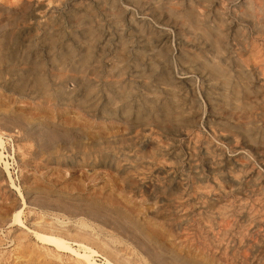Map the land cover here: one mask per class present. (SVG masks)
Returning a JSON list of instances; mask_svg holds the SVG:
<instances>
[{"label":"rangeland","instance_id":"1","mask_svg":"<svg viewBox=\"0 0 264 264\" xmlns=\"http://www.w3.org/2000/svg\"><path fill=\"white\" fill-rule=\"evenodd\" d=\"M47 2L48 8L37 7ZM263 4L0 0V133L26 202L22 206L9 190L6 195L0 176V251L9 255L0 264L72 262L19 257L10 240L23 228L12 223V205L25 208L28 225L37 213L55 210L66 219L58 229L96 238L125 264H144L142 258L151 264H264V109L253 101L264 95ZM168 10L175 17L191 13L196 23L199 18L218 52L189 27L158 29ZM212 61L227 69L229 84L211 75ZM205 147L224 155L218 179ZM233 173L241 179L239 191ZM101 201L112 206L104 211ZM243 211L258 217L245 218ZM84 218L103 226L78 227Z\"/></svg>","mask_w":264,"mask_h":264},{"label":"bare ground","instance_id":"2","mask_svg":"<svg viewBox=\"0 0 264 264\" xmlns=\"http://www.w3.org/2000/svg\"><path fill=\"white\" fill-rule=\"evenodd\" d=\"M44 1V0H43ZM61 1V0H59ZM204 1V0H203ZM57 2V1H56ZM122 3V1H121ZM175 3V2H174ZM208 3V2H207ZM56 4V3H55ZM60 4V3H59ZM93 4V3H92ZM120 4V3H119ZM123 4H125L123 2ZM202 4V3H201ZM58 5V4H57ZM62 5V4H61ZM49 4L47 3H43L40 6H37L40 8H48ZM129 6V5H128ZM133 7V6H131ZM86 8V7H85ZM110 8V7H109ZM160 8V7H159ZM264 9V4L263 7ZM39 9H35V14L38 13ZM89 9V8H88ZM127 9V6H126ZM42 10V9H41ZM133 10V9H132ZM161 10V9H160ZM149 11V10H148ZM262 11V10H261ZM34 12V11H32ZM56 12V11H54ZM53 12V13H54ZM134 12V11H133ZM150 12V11H149ZM158 12V11H157ZM152 13V12H151ZM154 13V12H153ZM160 13V12H159ZM169 13V17L167 20H162V19H158V29L160 30H166V27L170 25L173 26H180V27H189L191 29H193L194 31L198 32L201 34V36L210 44L211 47H213L212 49L216 50V52H218V41H215L213 39L212 36V32L210 30H208L206 27H204L203 25L197 24L200 22V19L197 18L195 22V20H193V15L190 13L187 16H177L175 17V15L171 14V10H168ZM126 14V13H125ZM137 14V13H136ZM138 15V14H137ZM232 15V14H231ZM149 16V15H148ZM170 16H174L175 18H172ZM30 17V16H29ZM235 17V16H234ZM40 18V17H39ZM43 18V17H42ZM138 18V17H137ZM151 18V17H150ZM160 18V17H159ZM222 18V17H221ZM246 19V18H245ZM152 20V19H151ZM234 20V19H233ZM237 20V19H236ZM262 20V19H261ZM154 21V20H153ZM207 22V21H206ZM232 22V21H231ZM242 22V21H240ZM244 23V21H243ZM246 23V22H245ZM156 24V23H155ZM157 25V24H156ZM232 25V24H231ZM81 26V25H80ZM127 27V26H126ZM168 27V28H169ZM173 30V29H172ZM181 30V29H180ZM146 32V31H145ZM153 33V32H152ZM155 33V32H154ZM52 36L51 33H48ZM172 34H174L172 32ZM251 34V33H250ZM216 35V34H215ZM242 35V34H241ZM107 36V35H106ZM173 36V35H172ZM230 36V34H229ZM263 36V35H262ZM261 36V37H262ZM109 37V36H108ZM135 37V36H134ZM176 37V36H175ZM249 37V36H248ZM252 37V36H251ZM171 41V40H170ZM253 41V40H252ZM255 42V41H254ZM174 44V43H173ZM176 44V43H175ZM241 44V43H240ZM262 45V44H261ZM241 46V45H240ZM263 47V46H262ZM248 48V47H247ZM14 49V48H13ZM163 49V48H162ZM24 50V49H23ZM196 50V49H194ZM255 51V50H254ZM207 55V54H206ZM64 56V54H63ZM4 57V56H2ZM1 57V58H2ZM70 58V57H69ZM203 58V57H202ZM201 58V59H202ZM200 59V58H199ZM22 60V59H21ZM174 60V58H173ZM1 61V60H0ZM240 61V60H239ZM63 62V61H62ZM227 63V62H226ZM114 64V63H113ZM209 69H210V73L213 76H216V78L220 79L224 84H229L230 80H229V75H228V71L226 68H224L220 63H217L216 61H212L210 63L207 64ZM252 65V64H251ZM23 67V66H21ZM174 67H176L174 65ZM32 69V68H31ZM99 69V68H98ZM177 69V68H176ZM175 69V70H176ZM113 71V70H112ZM18 72V71H17ZM70 72V71H69ZM176 72V71H175ZM174 72V73H175ZM192 73V72H191ZM79 74V73H77ZM190 74V73H189ZM196 74V73H195ZM30 74H28L29 76ZM177 75V73H176ZM180 75V74H178ZM197 76V75H196ZM179 77V76H178ZM239 77L240 79L247 83V80L245 79V77L242 76V74L239 72ZM117 78V77H116ZM26 80V79H25ZM163 81V80H162ZM197 81V80H196ZM131 82V81H130ZM36 83L38 85V87L45 88L47 81L45 80V78L37 75L36 76ZM116 84V83H115ZM236 84V83H234ZM139 85V84H138ZM196 85V84H195ZM32 86V85H31ZM237 86V85H236ZM248 86V85H247ZM249 87V86H248ZM35 88V87H34ZM168 88V87H167ZM225 88V87H224ZM258 88V87H257ZM87 89V88H86ZM196 89V87H195ZM91 90V89H90ZM175 90V89H174ZM198 90V89H197ZM217 90V89H216ZM238 88L235 89L234 87L232 88V92L236 95L238 92ZM132 92V91H131ZM130 94V93H129ZM132 94V93H131ZM154 94V93H153ZM172 94V93H171ZM99 95V94H98ZM103 95V94H102ZM86 96V94H85ZM125 96V95H124ZM256 96V95H255ZM123 97V96H122ZM98 98V96L96 97ZM237 98V97H236ZM127 99V98H126ZM247 99V98H246ZM125 100V99H124ZM100 101V100H99ZM254 103L260 104L263 109H264V95H260V96H256L255 99L253 100ZM151 103V102H150ZM253 103V102H252ZM237 104V103H236ZM247 104V103H246ZM254 107V106H253ZM149 108V107H148ZM246 108V107H245ZM202 111V110H201ZM206 111V110H205ZM203 113V112H202ZM205 114V112L203 113V115ZM202 115V114H201ZM256 118V116H254ZM259 117L261 119L264 120V110L263 112L260 113ZM202 119V118H201ZM155 120V119H154ZM232 120V119H231ZM133 121V120H132ZM158 122V121H157ZM197 123V122H196ZM236 123V122H235ZM203 124V123H202ZM264 127V126H263ZM206 129V128H205ZM204 129V130H205ZM223 129V128H222ZM225 129V128H224ZM160 130V129H159ZM258 130V129H257ZM148 131V130H147ZM222 131V130H221ZM225 131V130H224ZM1 132V131H0ZM243 132V131H242ZM202 133V132H201ZM209 133V132H207ZM2 133H0V176L5 177L4 179L6 180V186H7V191H6V195H8L7 193H9V191L15 195H17V197H19L22 201V206L25 207V196L23 194L22 188L19 185V183H17L16 179L14 178V175L11 171V163L9 162L8 159H6V157H8V154L6 155V153L4 152V144H5V140L6 138L3 139V135H1ZM210 134V133H209ZM220 134V133H219ZM191 135V134H190ZM181 136V135H180ZM211 136V135H210ZM6 137V136H5ZM179 138V137H178ZM218 138V137H216ZM196 139V138H195ZM11 140V138H10ZM199 140V138H198ZM216 142L218 140H215ZM10 142V141H9ZM215 142V143H216ZM219 142V141H218ZM226 142V141H225ZM7 143V142H6ZM198 144V143H197ZM222 144V143H221ZM152 146V145H151ZM247 146V145H246ZM262 146L264 148V143H262ZM226 147V146H225ZM12 148V146H11ZM227 148V147H226ZM152 148H150L151 150ZM152 151V150H151ZM199 151V150H198ZM228 153V152H227ZM232 153V152H231ZM247 153V152H246ZM204 154L207 158L208 163L210 164L211 168L214 171V175L215 178L218 179L221 177V170H222V159L224 158L223 153H220L219 157L215 156L214 154L211 153V151L209 150V148L205 147L204 149ZM233 154V153H232ZM10 155V154H9ZM244 156V155H243ZM250 156V155H249ZM252 157V156H251ZM239 158V157H238ZM254 158V157H252ZM151 159V158H150ZM164 159V158H163ZM227 159H230L227 156ZM11 160V159H10ZM255 160V159H254ZM13 162V161H12ZM238 162V161H237ZM256 162V161H255ZM189 163V162H188ZM116 164V163H115ZM258 164V163H257ZM238 166H243V164H238ZM259 165V164H258ZM230 169H232V171L234 170V165L233 164H229L228 165ZM142 167V166H141ZM260 167V165H259ZM151 168V167H150ZM15 169V168H14ZM17 169V168H16ZM134 169V168H133ZM143 169V168H142ZM247 169V168H246ZM261 169V168H260ZM263 169V168H262ZM240 170V169H239ZM14 171V170H13ZM17 171V170H16ZM167 171V170H166ZM20 172V171H19ZM22 172V171H21ZM198 172V171H197ZM232 174V173H231ZM18 175V174H17ZM139 175V174H138ZM199 175V174H198ZM206 176V175H205ZM231 176V175H230ZM16 177V176H15ZM207 177V176H206ZM1 178V177H0ZM27 179V178H26ZM228 179V178H227ZM232 179V183L234 186L235 191H239V185L241 184V179L238 177V175H236L235 173H233V175L231 176ZM246 179V178H245ZM31 180V179H30ZM21 181V180H20ZM24 181V180H23ZM19 182V181H18ZM207 182V181H206ZM261 182V181H260ZM23 183V182H22ZM192 183V182H191ZM176 184V183H175ZM209 184V183H208ZM4 185V184H3ZM174 185V184H172ZM196 185V184H195ZM207 185V184H206ZM203 186V185H202ZM209 187V185H207ZM201 186H199L200 188ZM241 187V186H240ZM36 188V187H35ZM57 188V187H56ZM187 188V187H186ZM198 188V189H199ZM242 188V187H241ZM2 189V188H1ZM6 189V188H5ZM30 189V188H29ZM172 189V188H171ZM176 189V188H175ZM174 189V190H175ZM191 189V188H190ZM216 189V188H215ZM9 190V191H8ZM184 190V189H183ZM2 191V190H1ZM181 191V190H180ZM258 191V190H257ZM34 192V191H33ZM167 192V191H166ZM184 192V191H183ZM218 192V191H217ZM254 192V191H253ZM3 193V192H2ZM35 193V192H34ZM255 193V192H254ZM180 194V193H179ZM193 194V193H191ZM2 195V194H1ZM14 196V195H13ZM186 196V195H185ZM1 197V196H0ZM16 197V196H15ZM16 197V198H17ZM159 197V196H158ZM184 197V196H183ZM58 198V197H57ZM181 198V197H180ZM2 199V198H1ZM12 199V198H11ZM15 199V198H14ZM212 199V198H211ZM233 199V198H232ZM9 200V198L7 199ZM58 200V199H57ZM171 200V199H170ZM186 200V199H185ZM223 200V199H222ZM237 200V199H236ZM18 201V199H17ZM16 201V202H17ZM112 201V200H111ZM12 202V201H11ZM46 202V201H45ZM202 202V201H201ZM226 202V201H225ZM228 202V201H227ZM226 202V203H227ZM2 203V202H1ZM39 203V202H38ZM118 203V202H117ZM242 203V201H241ZM33 204V203H32ZM37 204V203H36ZM244 204V203H243ZM28 205V204H27ZM31 205V203H30ZM48 202H47V206H48ZM51 205V204H50ZM49 205V206H50ZM93 205V204H92ZM95 205V204H94ZM100 207L102 209H105L104 211H107V209H110L109 207L112 206V203L110 201H101V203H99ZM182 205V204H181ZM187 205V204H186ZM195 205V204H194ZM235 205V204H234ZM4 206V205H3ZM2 206V207H3ZM29 206V205H28ZM32 206V205H31ZM74 206V205H73ZM109 206V207H108ZM241 206V205H240ZM24 207H16L14 205H12L11 207H9V209H7V212L12 216V223L14 225L19 226V228H23L26 229L28 232L32 233L34 238L36 239V241L41 242L43 245L41 247L37 246L35 241L33 242L30 238V234H28V232H24V230H17V232L13 235V237L11 238L10 241H13V244H16L15 248L17 250H19L17 252L18 256H24L25 254H32L35 256H41V258H46L47 263H54V261H59V260H63V257H67L68 259H71L72 262L70 264H125L123 262L122 259H120L121 256H119L118 254H114L112 252H110L106 246L104 247L96 238L91 237L89 235H87L86 233H77L75 232L76 230L71 231L72 233L70 235H68L69 233H67V231L64 230H60L58 229L61 228L64 224H65V220L64 218H62V215H60L59 213H55V210L52 211L54 213H51L49 211H42L43 213H37L38 216L36 218H40L39 220H37L36 218H34V223L33 225H28L25 215H24ZM37 207V206H36ZM46 208V206H44ZM97 207V206H96ZM199 207V206H198ZM214 205L210 206V208H213ZM257 207V206H256ZM1 208V207H0ZM5 208V207H4ZM39 208V207H38ZM42 208V207H41ZM39 208V209H41ZM51 208V207H50ZM54 208V205H53ZM74 208V207H73ZM107 208V209H106ZM183 208V207H182ZM47 209V208H46ZM55 209V208H54ZM82 209V208H81ZM27 210V209H26ZM34 210V209H33ZM44 210V209H41ZM32 211V210H31ZM58 211V210H57ZM168 211V210H167ZM250 211V210H249ZM249 211H243L242 215L245 218H254V217H258V214L256 213H252ZM2 212V211H0ZM60 212V211H59ZM63 212V211H62ZM220 212V211H219ZM34 213V211H33ZM114 213V212H113ZM211 213V212H210ZM226 213V212H224ZM262 213V212H261ZM27 214V213H26ZM64 214V213H63ZM241 214V213H240ZM82 215V214H81ZM164 215V214H163ZM173 215V214H172ZM1 216V215H0ZM71 216V215H70ZM84 216V215H82ZM220 216V215H219ZM30 217V216H29ZM85 217V216H84ZM210 217V216H209ZM9 218V217H8ZM74 218V217H73ZM82 218V217H81ZM208 218V217H207ZM211 218V217H210ZM33 219V218H32ZM51 219L52 221H49ZM91 219V218H90ZM89 219V221H90ZM214 219V218H213ZM220 219V218H219ZM31 220V219H30ZM71 220V219H70ZM4 221V220H3ZM68 222H70L69 220H67ZM92 221V220H91ZM216 221V218H215ZM73 222V221H72ZM193 222V221H192ZM210 222V221H209ZM212 222V221H211ZM236 222V221H235ZM7 223V222H6ZM194 223V222H193ZM226 223V222H225ZM237 223V222H236ZM247 223V222H246ZM263 223V222H262ZM71 224V223H70ZM76 224H78V227L80 228H88L89 226L92 228L96 227H101L103 225H99L98 223H89L88 220L84 219H79L78 222L76 221ZM212 224V223H211ZM8 225V224H7ZM11 225V224H10ZM214 225V224H213ZM223 225V224H222ZM3 226V225H2ZM5 226V225H4ZM16 226V227H17ZM66 226V225H64ZM73 225H71L70 227H72ZM243 226V225H242ZM245 226V225H244ZM12 227V226H9ZM57 227V228H56ZM77 227V226H76ZM206 227V226H205ZM214 227V226H213ZM257 227V226H256ZM255 227V228H256ZM1 228V227H0ZM18 228V229H19ZM74 228V227H72ZM92 228V229H93ZM216 228V227H215ZM220 228V227H219ZM3 229V228H2ZM186 229V228H185ZM218 229V228H217ZM248 229V228H247ZM5 230V229H4ZM3 230V231H4ZM98 231H102L100 229H97ZM96 230V232H97ZM189 230V229H188ZM222 230V229H221ZM225 230V229H224ZM230 230V229H229ZM80 231V230H78ZM209 231V230H208ZM1 232V231H0ZM13 232V231H11ZM86 232V231H85ZM93 232V231H92ZM95 232V233H96ZM196 232V231H195ZM241 232V231H240ZM251 232V231H250ZM4 233V232H3ZM89 233V232H88ZM101 233V232H100ZM210 233V232H209ZM208 233V234H209ZM9 234V233H8ZM105 234V233H103ZM165 234V233H163ZM203 234V233H202ZM226 234V233H225ZM5 236H8L6 234H4ZM98 235V234H97ZM96 236V235H95ZM101 236V235H100ZM108 236V235H107ZM205 236V235H204ZM207 236V234H206ZM2 237V236H1ZM4 237V236H3ZM10 237V236H8ZM102 237V236H101ZM103 238V237H102ZM209 238V237H208ZM6 239V238H5ZM104 239V238H103ZM213 239V238H212ZM258 239V238H257ZM7 241V240H6ZM107 241V240H106ZM163 242V241H162ZM205 242V241H204ZM215 242V241H214ZM8 243V242H7ZM11 243V242H10ZM107 243V242H106ZM129 243V242H127ZM12 245V244H11ZM111 245V244H110ZM131 245V244H130ZM2 246V245H1ZM14 246V245H13ZM134 246V245H133ZM10 247V246H9ZM108 247V246H107ZM111 247H113L111 245ZM118 247V246H117ZM122 247V246H121ZM116 248V247H115ZM139 248V247H138ZM13 249V248H12ZM123 249V248H122ZM136 249V248H135ZM248 249V248H247ZM137 250V249H136ZM151 250V249H150ZM184 250V249H183ZM141 251V250H140ZM5 252V251H4ZM2 253L0 251V263L3 262H7L9 259V255L7 252ZM10 252V251H9ZM13 252V250H12ZM204 252V251H203ZM238 252V251H237ZM134 253V251H133ZM250 254V253H249ZM145 255V254H144ZM152 256V255H151ZM228 256V255H227ZM146 257V255H145ZM168 257V256H167ZM172 257V256H171ZM196 257V256H195ZM11 258V257H10ZM26 258V257H25ZM30 259V258H29ZM136 259V258H135ZM152 259V258H151ZM182 259V258H181ZM240 259V258H239ZM12 260V259H11ZM32 260H34L32 258ZM40 261V259H38ZM67 260V259H66ZM150 260V259H149ZM198 260V259H197ZM142 261L144 264H151L149 263V261H146V259L142 258ZM163 261V260H162ZM190 261V260H189ZM134 262V261H133ZM164 262V261H163ZM183 262V261H182ZM212 262V261H211ZM42 263V262H41ZM64 263V262H63ZM62 263V264H63ZM67 263V262H66ZM179 263V261H178ZM237 263V262H236ZM5 264V263H4ZM21 264V263H20ZM34 264V263H33ZM65 264V263H64ZM130 264H132L130 262ZM184 264V263H183Z\"/></svg>","mask_w":264,"mask_h":264}]
</instances>
